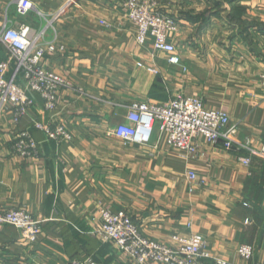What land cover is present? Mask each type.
I'll return each mask as SVG.
<instances>
[{
  "label": "crops",
  "instance_id": "0c3cea01",
  "mask_svg": "<svg viewBox=\"0 0 264 264\" xmlns=\"http://www.w3.org/2000/svg\"><path fill=\"white\" fill-rule=\"evenodd\" d=\"M17 1L0 0L2 21L27 26L32 35L44 31L42 43L57 51L43 65L83 94L61 91L54 113L35 95V107L19 124L12 111L0 113V211L26 209L42 223L36 244L0 225V264L87 258L133 264L113 243L92 235L102 209L127 212L157 243L174 247V236L198 234L213 258L264 264V159L203 139L198 154L190 155L172 148L158 126L147 145L114 134L128 123L132 105L184 95L225 111L241 141L263 146L264 0H155L157 11L178 23L169 42L186 72L155 51L152 38L139 45L126 0H30L34 9L26 16L17 14ZM7 58L0 42V62ZM36 122L64 125L73 139L49 140ZM26 130L41 146L28 158L14 148L16 135ZM247 157L249 166L241 161ZM189 172L205 184L191 181ZM242 245L254 248L250 261L239 256Z\"/></svg>",
  "mask_w": 264,
  "mask_h": 264
},
{
  "label": "built area",
  "instance_id": "2783aa9c",
  "mask_svg": "<svg viewBox=\"0 0 264 264\" xmlns=\"http://www.w3.org/2000/svg\"><path fill=\"white\" fill-rule=\"evenodd\" d=\"M33 9L34 5L30 0L16 2V12L20 16H26ZM125 9L128 19L137 26L139 45H145L152 38L154 50L168 54V62L186 72L187 68L182 65L177 48L169 42V34L178 31L176 19L158 12L155 0H126ZM44 35V31L32 35L27 26L14 29L8 19L2 21L0 12V42L8 52V58L0 62V113L12 111L15 124H19L35 107V95L41 97L47 112L54 113L61 91L68 89L83 94L81 89H74L68 79L43 65L46 55L57 51L53 43H42ZM139 66L145 68L142 63ZM146 69L158 74L156 69ZM18 79L21 80L20 83ZM127 122L118 125L114 134L129 143L149 144L152 133L158 126L160 135L166 137L172 148L190 155L198 154L197 141L203 139L212 145L221 144L226 150L247 151L250 157L264 159V145L255 148L251 141H241L237 136V127L229 126V115L222 110L207 109L201 98L179 95L161 104H134L128 113ZM34 127L42 131L47 139L58 143L73 139L61 124L53 127L49 123L36 122ZM40 147V143L28 130L16 135L14 148L20 156H36ZM250 157L241 159L244 165H250ZM188 176L191 181L198 180L194 172H189ZM199 183L204 185L205 181L200 180ZM100 222V227L92 235L103 243H113L133 264H207L208 261L212 264H231L223 259L213 258L205 240L198 234L174 236L176 246L170 247L144 237L125 211L102 209ZM0 225H9L21 231L29 244H36L42 233L41 221L36 220L26 209L0 211ZM238 254L243 260L250 261L254 257V248L242 245ZM69 264L96 262L92 258L73 259Z\"/></svg>",
  "mask_w": 264,
  "mask_h": 264
}]
</instances>
